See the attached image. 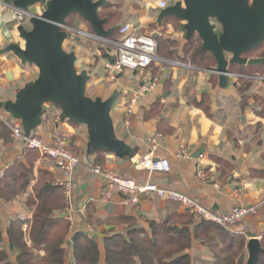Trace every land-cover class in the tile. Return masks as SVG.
<instances>
[{"label": "crops", "instance_id": "1", "mask_svg": "<svg viewBox=\"0 0 264 264\" xmlns=\"http://www.w3.org/2000/svg\"><path fill=\"white\" fill-rule=\"evenodd\" d=\"M3 2L11 4L12 0ZM158 3L150 8L152 13H148V10L128 11L117 24L120 26L137 15L140 24L148 28L156 26L155 31L145 32L146 34L164 32L169 38L175 39L171 37L174 34L171 25H163L161 28L156 25ZM30 12L41 11L34 7ZM8 13V10L0 6V18ZM18 24L6 23V32L0 27V50L8 44L20 42L16 32ZM75 27L88 29L85 23ZM82 43L87 46L91 44L97 53L83 47ZM71 44L76 50V65L79 61L87 62L81 70L89 71V85H95L103 79L95 77L91 72L93 68L99 67L104 72L106 83L109 84V96L113 92L117 93L115 105L111 110L115 135L136 150V157L130 161L101 153L86 158L82 132L80 138L74 139L75 129H81V126L62 122L60 127L68 133L69 140L71 137L69 146L80 151L77 153L80 156V165L74 174L73 203L76 208L86 206L84 218L76 213L70 215L72 228H69L65 244L67 255L64 264H72V247L69 242L78 232H85L100 244V264H104V247L101 240L107 230L114 228L122 232L128 227H140L148 231L150 221L161 223L168 220L176 226H181L189 220L188 214L178 205L153 195H141L139 203L135 206H125L124 197L115 193L110 201L102 200L100 192L103 185L101 180L90 172L92 166L115 170L138 184L152 182L161 188L183 193L215 213L224 212L235 205L248 207L264 198V84L242 80L235 84L233 80L227 79L226 86L220 87L215 73L189 63L184 64L190 68L154 66L146 75L149 73L148 78L151 76L157 79L156 87L139 100L130 115L129 124H125L124 107L130 91L135 87L134 75L124 72L115 82H109L103 70V62L111 60L113 52L83 39ZM37 74L35 67L21 66L12 54H0V115L5 118L9 116L3 109L4 105L13 101L16 90L34 81ZM260 75H264V71ZM3 126L0 120L2 173L19 164L28 165L22 144L14 141L10 131ZM52 129L51 126L42 124L35 132L43 141L49 142ZM155 133H160L163 141L155 151H150L147 139ZM200 149L202 151L198 158H193ZM182 150H185L187 157H180ZM148 156L152 161L166 158L170 171L162 173L146 170L141 163ZM32 167L34 178L27 189L12 200L0 199L3 247H7L6 229L12 220L25 221L21 224L23 232L28 228L26 222L30 221L32 210L26 203L38 184V171L50 173L52 180L57 175L53 163L40 154ZM200 174L203 177H200ZM60 215L66 219L65 210ZM194 222L197 223L195 220ZM243 223L247 227L246 238L243 237L245 245L250 239H257L261 244L264 240V208L255 216L245 218ZM231 244V239L220 233V239L216 236L214 243L202 244L194 240L192 247L184 253L191 257L193 264H226L227 248ZM261 248L263 249L262 245ZM243 252L245 263V246ZM38 255L42 257L44 253L41 251Z\"/></svg>", "mask_w": 264, "mask_h": 264}, {"label": "water", "instance_id": "2", "mask_svg": "<svg viewBox=\"0 0 264 264\" xmlns=\"http://www.w3.org/2000/svg\"><path fill=\"white\" fill-rule=\"evenodd\" d=\"M38 5L44 7L43 11L31 13L30 9ZM11 6L28 19L11 11L0 18V27L5 32L6 23H19L16 32L20 41L8 44L0 54H12L21 66H33L38 74L34 81L16 90L14 100L6 102L4 111L20 121L28 138L42 125L44 105L57 104L67 120L85 127L86 158L102 151L118 159L133 160L136 150L115 135L111 110L117 93L113 92L105 100L87 96L90 74L87 70L78 71L75 54L63 48L66 41H80L73 32L62 30L71 15L82 18L95 35L112 36L119 25L105 30L107 19L99 16L100 8L109 6L107 0H12ZM170 17L180 23L179 32L184 33L185 41L197 35L202 51L213 56L216 66L209 72L218 76L220 87L226 86L231 66L264 64V58L244 57L264 41V0H179L159 10L157 27L161 28ZM158 36V32L152 34L153 38ZM148 76L149 73L145 81ZM201 151L193 158H198ZM245 249L244 264H257L264 255L257 239L248 240Z\"/></svg>", "mask_w": 264, "mask_h": 264}, {"label": "trees", "instance_id": "3", "mask_svg": "<svg viewBox=\"0 0 264 264\" xmlns=\"http://www.w3.org/2000/svg\"><path fill=\"white\" fill-rule=\"evenodd\" d=\"M105 8L107 7L100 9ZM71 16H76L84 22L78 15ZM100 18L107 19L104 29H110L120 22L119 20L114 25H110L109 17ZM163 25H171L175 29L179 28L180 23L170 17ZM87 27V30L92 32L88 25ZM154 28L156 29V26ZM164 36L163 32L156 38L157 55L161 58H173L205 70H211L216 66L213 56L202 51V42L197 35L183 45L188 47V51L184 54L190 55V59L184 55L180 57L175 52L179 43ZM112 38H118V29L113 32ZM263 45L264 41L244 57L264 58ZM229 69L231 72L255 75L264 71V64L252 67L234 65ZM51 104L63 120L73 126H79L64 117L61 106ZM72 150L74 151L73 148ZM24 152L28 165L19 164L13 169H7L0 177V199L12 200L17 194L24 192L34 178L32 166L39 153L26 148ZM101 153L106 152L101 151L93 156ZM26 204L32 210L31 219L26 222L28 224L26 232L21 230V224L25 221L12 220L6 229L7 247H3L0 229V264H64L67 255L65 244L69 236L70 224L60 214L66 209L67 201L62 190L54 185L50 173L38 171V184L35 185ZM56 213L60 214L56 216ZM188 218L189 220L181 226H176L168 220L161 223L150 221L148 231L140 227H128L122 232L114 228L107 230L101 240L104 247V264H193L191 257L184 253L192 247L193 241L202 244L214 243L216 236L220 239V233L229 237L232 243L227 248L226 264H244L245 239L243 237L228 233L212 223L205 221L195 223L191 216ZM69 244L72 247V264H100V244L85 232L74 234ZM261 245L264 249V240ZM41 251L44 253L42 257L38 255ZM257 264H264V255L260 256Z\"/></svg>", "mask_w": 264, "mask_h": 264}, {"label": "built area", "instance_id": "4", "mask_svg": "<svg viewBox=\"0 0 264 264\" xmlns=\"http://www.w3.org/2000/svg\"><path fill=\"white\" fill-rule=\"evenodd\" d=\"M0 6L13 13H20L25 19H28L25 14L14 9L11 4H4L3 0H0ZM37 7L40 11L44 9L42 5H38ZM166 7H168V4L165 0H161L158 3L159 10ZM62 30H69L80 39L93 42L113 52L111 60L103 62V70L109 82H115L124 72H131L134 75L135 87L130 91L124 107L125 124H129L130 115L133 114L139 100L147 92L156 87V78L150 76L147 81L144 80L146 73L152 67L169 66L190 68V66L182 62L164 59L158 56L156 39L151 34L141 33L140 29L131 23L121 24L118 27V38L115 39L99 37L93 32L81 28L64 26ZM227 79L233 80L235 84L241 80L264 84V75L231 72L230 69L227 74ZM0 120L10 131L11 138L14 141L20 142L23 148L38 151L41 156L49 159L53 163L57 170L54 185L62 190L67 201L65 213L67 214L66 219L70 225L72 226L71 214L76 213L84 218L86 216V206L76 208L73 203L74 174L80 165V156L69 149V135L60 127L65 120L56 112L54 106L51 103L44 105L41 118L43 125L45 124L53 128L49 142L43 141L36 132L28 138L25 137L20 121L10 116L5 118L3 115H0ZM162 141L163 136L160 133H155L149 137L147 143L150 151H155ZM180 157H187L185 150L180 152ZM141 164L149 172L160 171L162 173H168L170 171V164L166 158L152 161L148 156L143 159ZM90 172L102 182L103 189L100 192V198L104 201H110L115 193L124 197L123 204L125 206H135L139 203L141 195H153L158 199L178 205L195 221L212 223L223 228L228 233L244 238L247 235V227L243 223L244 219L249 216H255L261 208H264V198H262L258 203L248 207L235 205L224 212L215 213L183 193L172 189L161 188L152 182L138 184L135 180L126 178L115 170L105 169L99 166L90 167ZM2 175L3 173L0 172V177ZM200 177H203V175L200 174Z\"/></svg>", "mask_w": 264, "mask_h": 264}, {"label": "rangeland", "instance_id": "5", "mask_svg": "<svg viewBox=\"0 0 264 264\" xmlns=\"http://www.w3.org/2000/svg\"><path fill=\"white\" fill-rule=\"evenodd\" d=\"M94 1H96V0H94ZM160 1L161 0H107V2L109 3V6L105 9H100L99 14H100V17H109L110 18V25H114L119 20L121 22L122 19L125 17L126 13L130 10H134V11H138V12L148 10V13H152L150 8L151 7L153 8L155 6V4L157 2H160ZM178 1L179 0H165V2L169 5H173L174 3L178 2ZM32 13H34V12H32ZM39 14H40V12H39ZM130 17H131V15H130ZM138 17L139 16L134 15V17L131 20L129 19L128 21H126V23L130 22L132 24H137L136 26L140 29L141 33H145V32L149 33V32L155 31L154 25H152L150 28H148V27H146V25L140 24L138 21ZM82 23H84V22H81L76 16H70L67 19L66 26L73 27V26L82 25ZM24 27L28 29V25H24ZM168 37H170V36H168V35L164 36V38H168ZM171 37L175 38V39L170 38L171 40H177L179 42V46L176 47L177 51L175 49V52H177L180 55V57H182L184 55L190 59V55L184 54L185 52L188 51V47L183 46L186 43V41L184 40V33L179 32V28L176 27L174 29V34H172ZM194 38H196V37H194ZM71 43H72V41H66L63 45V48L68 53H71V52L75 53L76 50H75V48L73 49V47H72L73 45ZM81 45L83 47L89 49V50H93L94 53L95 52L97 53V51H95L92 48L91 44H88L90 47L87 46L86 43H85V45L83 43ZM263 49H264V45H263ZM100 54H102V52H100ZM169 60L177 61L173 58H169ZM86 64H87V62H85V61H79L78 64L76 65V69L78 71H81V69H83L86 66ZM91 72H93L95 77L103 78V79L99 83H96L95 85H93V84L89 85V83H91V82H89L87 84V89H86L87 96H89L92 99H95V98H101L102 100L107 99L109 97L108 92L110 90H109V86H108L109 84L106 83V80L104 78V72L99 67L95 68V69L93 68L91 70ZM80 128L81 129H78V128L75 129L76 130V136H74V139L80 138L81 137L80 132H82L83 137H84V142L86 145L87 131H86L85 127H83V126H81ZM77 130L79 133H77ZM70 142H71V137H70ZM69 149L72 150L70 146H69ZM73 152L76 154L80 153L79 150H75V149Z\"/></svg>", "mask_w": 264, "mask_h": 264}]
</instances>
